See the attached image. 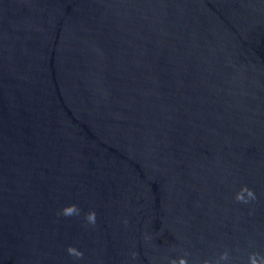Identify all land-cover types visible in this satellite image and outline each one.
<instances>
[{
	"label": "water",
	"instance_id": "water-1",
	"mask_svg": "<svg viewBox=\"0 0 264 264\" xmlns=\"http://www.w3.org/2000/svg\"><path fill=\"white\" fill-rule=\"evenodd\" d=\"M225 251L264 257V0H0V264Z\"/></svg>",
	"mask_w": 264,
	"mask_h": 264
},
{
	"label": "clouds",
	"instance_id": "clouds-1",
	"mask_svg": "<svg viewBox=\"0 0 264 264\" xmlns=\"http://www.w3.org/2000/svg\"><path fill=\"white\" fill-rule=\"evenodd\" d=\"M235 200L239 203H249L250 201H253L256 199L255 193L247 188V186L242 187L235 195ZM57 215H61L64 217H72V216H79L80 215V209L76 205H69L67 207H64L60 210V212L57 213ZM85 220L90 225H95L96 223V213L94 211H89L85 215ZM125 224L128 223L127 220L124 221ZM144 239L150 240L151 238L147 235H145ZM67 253L76 258L81 259L83 257V253L79 250H77L74 247H68ZM132 258L135 259L137 256V253L133 252ZM188 253H185V256H187ZM229 259V254L227 251L220 254L218 259L215 261H209L205 260L203 264H222V262H226ZM169 264H188V261L185 258H180L178 260L172 259L169 261ZM248 264H264V257H261L259 253H251L248 258Z\"/></svg>",
	"mask_w": 264,
	"mask_h": 264
}]
</instances>
